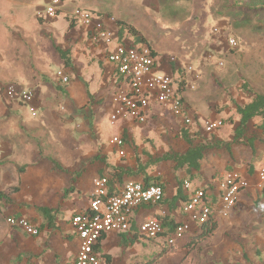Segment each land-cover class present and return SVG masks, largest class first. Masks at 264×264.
I'll return each mask as SVG.
<instances>
[{
    "label": "crops",
    "instance_id": "0c3cea01",
    "mask_svg": "<svg viewBox=\"0 0 264 264\" xmlns=\"http://www.w3.org/2000/svg\"><path fill=\"white\" fill-rule=\"evenodd\" d=\"M136 3L155 9L157 0H142L141 4L136 0ZM96 15L103 18L115 19L116 17L111 9ZM39 21L43 22L42 19ZM115 21V24H109V26L117 30L119 42L121 41L119 23H125L138 30L123 17H116ZM71 25L70 22L69 28L58 44V49L69 53L71 59V67L65 66L64 70H59L69 77L70 85L65 89L58 87V94L64 97L63 103L65 104L59 109L61 114L51 110L52 115H50L56 123L61 124L64 128L68 123L77 121L84 115L92 118L94 113H89V108L86 107L85 112L80 111L82 107L88 106L90 101L97 103L93 104L94 109H97L107 100L110 114L113 109L111 97L118 86L115 67L107 59L110 48L102 41L91 39L92 28L79 27V24H75L74 27ZM141 35L148 41L142 33ZM131 37L128 32H125L122 41L128 45H134ZM169 66L170 63H164V61L161 64V68L171 71ZM196 74L200 75V73L194 74V83L188 84L187 82L183 94L187 90H197L201 76L196 77ZM58 80L61 79L58 78ZM31 91L34 93V100L30 111L33 109V112L31 111L33 116L39 117L38 111L40 107L44 108L45 96L38 93L37 89H31ZM246 103L238 102L240 105ZM223 105H226L225 101ZM214 110L213 108L212 112ZM232 110V107H224L215 110V114L218 117L225 115L228 119V116L233 114ZM162 115L157 112L152 114L148 135L141 132L140 124L133 120L128 119L117 123L120 125L122 133L115 137L123 139L122 150H124L125 156L122 157L119 154V148L112 143L114 137L110 140V145L105 147L101 153V157L98 156V153L85 156L81 160V169L78 161L74 165L61 163L58 160V148L54 146L53 156H41L38 151L22 154L15 150V147L18 149L15 137L9 136L8 131H0V192L19 187V191L11 195L9 202L3 203L0 208V264H75L80 240L72 226V219L89 210L95 179L102 176L109 177L111 166L136 171L139 159L143 164L148 163V154L158 158L162 156L159 155L160 151L164 152L170 148L181 154L188 151V145L178 135V131L183 129V125L174 119L167 118L166 120ZM226 119L220 120L223 126L215 138L216 141L223 142L229 148L223 146L220 149L206 152L201 171L194 172L192 179L185 173H176L175 164L170 162L162 163L156 168L151 176L160 177L165 184L163 200L148 208L140 207L135 210L129 232L107 234L101 242L100 251H98L103 260L104 257L109 258L110 264H153V262L142 261L129 262L132 257L143 256L141 252L144 241L142 240L146 238L144 239L139 234L138 228L147 219L155 217L163 221L167 218L175 222V225L188 220L183 212L184 202L176 201L179 181L184 182L183 184L190 181L192 184L191 190H186L184 185L183 198L190 200L194 191H207L210 196L209 204L213 209L219 211L221 201L217 193L218 183L228 173L239 172L250 182V188L239 196V201L230 211L228 218L217 215L219 227L211 238L191 247L194 243L192 241L201 232V228L197 224L191 223V232L185 237L190 236V238L180 241L178 247H169L168 253L171 255L183 253V257L186 260H192L193 264H199L200 261L208 264H264V186L260 188L258 172L255 173L263 165L264 135L254 127V123H251L244 143L251 141L253 146H250V142L249 145L234 142V133L239 122L237 120L236 124L228 126L223 124ZM193 120L190 129L196 131L199 124L197 119ZM0 121L4 123L24 122L22 116H16L10 110L7 113H1ZM164 124L166 127L172 128L175 134L170 133V135L168 130L162 129ZM93 125L87 129L88 132L86 131L92 138V134L95 136L94 128L91 130ZM223 129L226 130L223 132ZM229 129L231 134H228ZM76 130H82L81 125L77 124ZM63 131L69 138L71 133L65 129ZM140 139H143L142 146H139ZM147 148H151V151ZM17 154L18 156H16ZM53 161L59 162L61 169H57L52 164ZM83 164H85L84 168H82ZM252 167H255L254 173L250 174L249 171ZM128 182L143 184L144 178L143 176H124L121 184L115 183L114 187L118 192ZM45 211H49V213ZM10 217L29 221L39 230V235H29L19 228L11 227L7 222ZM164 228L166 235L172 234V232L168 233L166 225ZM165 237L151 240V244L155 247L162 242L167 244ZM165 253L166 251L163 249V254ZM168 264L172 263L168 262Z\"/></svg>",
    "mask_w": 264,
    "mask_h": 264
},
{
    "label": "rangeland",
    "instance_id": "374dc122",
    "mask_svg": "<svg viewBox=\"0 0 264 264\" xmlns=\"http://www.w3.org/2000/svg\"><path fill=\"white\" fill-rule=\"evenodd\" d=\"M137 2L141 4L142 0ZM49 8L55 10L56 17L47 15ZM78 9L94 15L111 9L117 18H125L147 38L159 63H170L171 71L160 68L159 72L171 74L177 84L183 71L187 74L188 84L194 83L195 73H200L197 90H187L184 94L189 116L197 119L200 126L204 127L208 121L226 119L225 115L218 117L215 114V110L224 107L233 108V114L228 118L234 116L236 103L250 101L248 93L264 94V0H157L155 9L137 5L136 0H62L58 5H54L53 0H0V115L10 110L24 120L0 121V131H8L9 136L15 137L18 145L15 150L22 154L38 151L41 156L49 157L53 156L54 146L58 148L61 163L74 165L78 161L81 169V160L85 156L98 153L101 157L110 140L122 133L119 124L110 123L107 100L99 109H94L93 101L81 108L82 112L87 107L89 113H94L91 118L94 122L84 115L64 128L50 116L51 110L58 114L65 104L64 97L58 94V87L65 89L70 85L58 80L59 70L65 69L58 44L69 28L67 19L73 20ZM230 37L238 41L236 48L229 45ZM131 41L137 47L143 46L133 37ZM188 67H193L194 71L190 72ZM245 84L250 92L244 91ZM10 86L37 89L38 93L44 94V108L40 107L39 117L33 116L29 106L7 97ZM153 112L182 124L171 113L162 112L159 106H153ZM77 124L82 130H76ZM92 124L93 138L87 133ZM150 126V119L140 124L141 132L148 135ZM164 126L162 129L168 130V134H175L172 128ZM64 129L71 133L69 138ZM217 132L219 130L208 137H217ZM228 134H231L230 129ZM142 142L143 139L139 146ZM171 151L174 149L160 151L159 155ZM52 164L56 167L54 162ZM142 241L143 256L130 258V263H192L183 257V253L169 254L171 246L165 242L155 247L150 239ZM199 264L208 263L200 261Z\"/></svg>",
    "mask_w": 264,
    "mask_h": 264
},
{
    "label": "built area",
    "instance_id": "2783aa9c",
    "mask_svg": "<svg viewBox=\"0 0 264 264\" xmlns=\"http://www.w3.org/2000/svg\"><path fill=\"white\" fill-rule=\"evenodd\" d=\"M60 3L61 0L53 1L54 5ZM47 15L54 18L56 12L53 8H49ZM73 21L92 28L91 39L102 41L110 48L107 59L113 64L115 72L122 80L111 98L113 109L110 113V123L112 125L128 119L138 124L147 123L155 113L153 106H159L162 112L171 113L186 127L193 124L194 120L189 116L184 94L180 92L174 76L159 72L161 64L152 48L119 42L117 30L109 26V24L116 23L114 18H103L89 11L78 9ZM229 45L236 48L238 41L230 37ZM188 70L194 71L193 67H188ZM58 76L62 83L69 84L70 79L65 73L59 72ZM199 76L196 74V77ZM7 97L11 100H19L22 104L31 107L34 93L28 89L10 86L7 90ZM31 111L33 112V109ZM222 126L220 121H208L204 124L205 131L210 134L218 131ZM112 143L119 148V154L124 157L123 139L115 137ZM257 177L259 186L262 188L264 186V159ZM184 185L186 190L192 189L190 181H186ZM249 188L250 182L242 174L228 173L218 183L217 193L221 201L219 211H214L212 205L209 204L206 191H194L183 208L188 220L179 223L174 233L165 237L167 244L171 247L176 246L179 240L184 239L191 232V223L202 228L214 214L228 218L230 211L237 205L239 196ZM108 193V179L106 177L95 179L89 210L72 219V226L80 240L75 264H106L97 251L100 241L111 232H129L135 210L143 204H158L164 198V191L161 187L146 188L143 184L136 182L126 183L112 196ZM7 222L11 227L19 228L29 235H39V230L25 219L10 217ZM138 229L142 237L150 240L161 239L166 234L163 221L156 217L147 219Z\"/></svg>",
    "mask_w": 264,
    "mask_h": 264
},
{
    "label": "trees",
    "instance_id": "16d2710c",
    "mask_svg": "<svg viewBox=\"0 0 264 264\" xmlns=\"http://www.w3.org/2000/svg\"><path fill=\"white\" fill-rule=\"evenodd\" d=\"M71 22V27H74L76 24L73 20L68 19ZM119 37L121 39V42H123V37L125 32H128L129 35H131L137 42V44H142L145 46L150 45L147 43L146 39L142 37L141 33L135 29L132 26L126 25L125 23H119ZM151 48V47H150ZM58 53L61 55L62 60L64 61V64L66 67H71V59L69 58V53L63 52L62 50L58 49ZM157 56V54L155 53ZM116 73V72H115ZM187 74L185 71L181 72V81L177 85L179 86V90L181 93H183L186 90L187 86ZM264 77V74H263ZM116 80L119 83L122 82L120 79L119 75L116 73ZM70 83V82H69ZM117 86V87H118ZM244 91L250 92L248 85H244ZM249 94V100L246 104L240 105L237 104L235 105V115L232 117H229L227 120L223 121L224 125L232 126L236 124V121L238 120L239 125L237 129L235 130L234 133V142H239L240 144H247L250 146H253V143L251 141L244 143V138L246 137L248 128L251 123H254V127L261 131L262 134L264 135V94H253V93H248ZM199 124V123H198ZM183 125V124H182ZM191 127H186L183 125V129L180 131V138L188 145L189 149L186 153L181 154V153H176V152H166L163 154L161 157L154 158L150 154H148V163L143 164L141 159L138 160V167L137 170H124L118 167H110V176L106 177L108 179V194L109 196L114 195L117 193V189H115L114 185L115 183H120L122 182L124 176H132V177H137V176H143L144 182L143 185L146 188H150L153 186L161 187L163 191H165V184L162 182V179L160 177L156 176H151V173L156 170L162 163L165 162H170L175 164V172L176 173H185L190 179L194 177L193 173L194 172H200L202 169V162L204 160V156L206 152L209 150H217L225 146L226 148H229L228 145L224 144L223 142L216 141L215 137H208L209 135H212L213 133H206L205 128L202 127V125L198 126V129L195 131H192L190 129ZM222 128V127H221ZM220 128V129H221ZM219 129V130H220ZM215 133V132H214ZM263 158V157H262ZM56 165L57 169H61V166L56 162L53 161ZM254 168L252 167L250 169V174L254 173ZM261 169V167H260ZM259 169V170H260ZM23 172V171H21ZM258 172V169L255 173ZM103 177V176H102ZM184 182L179 181V189H178V197H182L183 195V189H184ZM19 191V187H13L8 189L5 192H0V208H2L3 203H8L9 202V197ZM207 196H208V201L210 199V196L208 195V192L206 191ZM177 197L176 201H183L184 204H186L189 200H186L185 198L179 199ZM152 204H143L141 207L142 208H148ZM214 211H216L214 209ZM49 213V211H45ZM163 221V220H162ZM164 226L166 225L168 227V233H173L177 225H175V222L170 221L169 219H165L164 221ZM219 224H218V219H217V214H214L211 216L209 221L205 223L202 228L200 234L194 238L192 242L191 247L197 246L199 243L204 242L211 238V236L218 230ZM164 236H169V235H164ZM104 239V238H103ZM102 239V240H103ZM100 241L99 245L97 246V251H100ZM103 259V257H102ZM104 262L106 264H110L111 260L109 258L104 257Z\"/></svg>",
    "mask_w": 264,
    "mask_h": 264
}]
</instances>
